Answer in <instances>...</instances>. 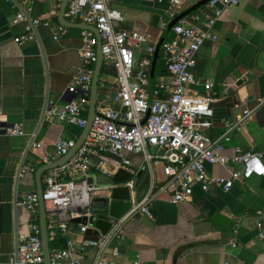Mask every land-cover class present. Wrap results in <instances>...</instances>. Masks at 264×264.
<instances>
[{"label": "crops", "instance_id": "crops-1", "mask_svg": "<svg viewBox=\"0 0 264 264\" xmlns=\"http://www.w3.org/2000/svg\"><path fill=\"white\" fill-rule=\"evenodd\" d=\"M179 1L177 16L203 0ZM62 2L0 0V264H11L19 238L30 233V225L36 220L18 203L27 194L37 192L38 168L62 158L55 153L59 139H76L82 133L76 127L81 133L75 136L71 125L60 122L51 112L71 99L67 88L81 66L83 24L73 20L67 9L68 25L61 22ZM111 6L124 16L121 28L149 38L136 51L137 65L148 56L146 49L150 45L156 51L162 39L164 43L171 38L172 28H167L174 20L170 14L172 0H111ZM205 8L206 5L186 17L202 30L207 29L202 15ZM18 13L27 19L17 21ZM28 17L48 25L38 27L33 40L16 43L14 38L23 32ZM211 32L217 40H208L201 47L193 70L198 80L213 82L216 99L211 127L204 133L222 143V154L227 158L251 151L264 158V0H239L237 6L224 10ZM162 46L153 78L154 56L151 57V82L166 73ZM117 92L116 71L104 62L97 106L122 110L115 101ZM245 111L252 112L251 118L229 132V125L237 123ZM88 113L89 108L87 116ZM15 125L25 133L9 135L7 129ZM227 136L229 141L225 140ZM131 160L137 173L131 195L137 204L153 186L164 184L166 176L162 161L148 165L141 156H131ZM101 161L108 173L98 168ZM118 162L112 156L94 159L93 181L128 182L131 174L118 168ZM25 168L30 169L23 172ZM240 169L237 163L230 169L221 165L207 167L209 175L226 179L231 177V171ZM120 170L128 172L130 178L117 183ZM50 171L43 175V185ZM109 194L103 191L94 199L106 198L110 205ZM262 210V177L237 182L229 192L219 187L205 192L195 185L188 202L173 204L170 194H162L151 205L152 218L141 212L128 218L125 236L116 246L122 260H141L144 264H264V240L258 237L256 227ZM100 233L89 232L87 237L96 238ZM94 259L95 251L90 250L84 264H93Z\"/></svg>", "mask_w": 264, "mask_h": 264}, {"label": "built area", "instance_id": "built-area-1", "mask_svg": "<svg viewBox=\"0 0 264 264\" xmlns=\"http://www.w3.org/2000/svg\"><path fill=\"white\" fill-rule=\"evenodd\" d=\"M238 4L239 0H211L202 10L207 20L206 30L193 26L187 18L172 27L171 38L162 46L166 75L155 82L151 93L150 67L155 47L150 45L146 49L148 56L139 65L136 55L149 38L121 28L124 16L111 6V0H69L68 15L83 25L97 28L100 33L104 62L116 71L118 92L115 101L121 104L122 110L97 106V116L82 147L68 163L44 177L42 199L47 210L51 264H84L85 254L90 250L95 251L93 264H144L141 260H122L116 243L125 236L128 218L140 212L152 218L151 205L157 197L170 194L173 204H181L191 200L195 185H200L205 192L212 187L229 192L237 182L253 176L264 178L262 154L251 151L227 158L222 154V143L204 133V129L211 127L214 116L213 82H202L193 74L201 47L208 40H217L211 32L215 24L224 10ZM179 6V0H172V18L177 16ZM16 19L27 18L18 13ZM28 19L23 32L14 38L16 43L33 40L35 30L48 25L38 18ZM97 47L94 32L82 29L81 66L67 88L71 99L51 111L60 122L81 130L87 124ZM251 116L252 112L245 111L237 123L229 125V132ZM7 133L13 136L25 132L15 125L8 128ZM77 139H59L55 144L56 155H67ZM225 140L229 141L230 136ZM105 156L117 158V167L128 170L131 179L124 184L93 181L94 159ZM131 156H141L148 165L164 162L166 176L164 184L153 186L137 204L133 203L131 195L137 180ZM234 163L241 165V169L231 171V177L227 179L209 175L207 171L209 165L230 169ZM97 166L103 173H108L102 161ZM120 187L129 189L131 209L122 218L107 213V222L111 225L109 231L96 238L87 237L89 232L99 230L90 223L99 214L93 211L95 194L108 191V199L112 201V190ZM18 204L29 210L36 220L30 225V233L19 238L11 264H45L39 222L40 197L37 192H32ZM78 219L80 222L75 223ZM256 227L258 237L264 240L263 210L258 214Z\"/></svg>", "mask_w": 264, "mask_h": 264}, {"label": "water", "instance_id": "water-1", "mask_svg": "<svg viewBox=\"0 0 264 264\" xmlns=\"http://www.w3.org/2000/svg\"><path fill=\"white\" fill-rule=\"evenodd\" d=\"M210 1L211 0H203L199 2L197 5H195L192 9L188 10L187 12L179 14L170 23V25L167 28V31H169L175 24H177L178 21L189 16V14L192 11H196L202 8L203 6L207 5ZM68 2L69 0H63L62 6H61L60 20L64 25H68V22L65 18V13H66ZM81 28L91 30L92 32H94V34L96 35L98 39L97 61L94 67V75H93V82H92V88H91L87 124L82 130V133L79 136L78 140L76 141L75 146L69 151L67 155L63 156L57 162H54L51 164H44L43 166L39 167L36 172L37 193L40 197V223H41V231H42V244H43L45 264H51V261H50V242H49L48 230H47V210H46L45 202L42 199L43 190H44L43 175L45 174V172L49 170L65 165L71 160V158H73L76 155L78 150L82 147L83 143L85 142V139L91 130L93 121L95 117L97 116L98 88L100 85V76H101V71H102L103 64H104V58L102 54V41H101L100 33L97 28L93 26H87V25H81ZM163 41L164 39L161 40L160 44L158 45L153 55L154 59L152 63V72H151L152 78L154 77V70H155V66H156V63L159 57L160 48L163 45ZM128 178H130V174L126 172L125 170H120L116 175L115 181L117 183H120V182L127 180ZM111 197H112V201L110 202V205H108V200L106 198L93 199V201L103 202L105 205V208L104 207L102 208L98 216L92 218L90 221V223L92 225L94 224L96 228H98L103 234H106L111 227L110 223L107 222V216H106L107 213H109L112 217L122 218L126 213L129 212V210L132 207L131 195L127 187H120V188L113 189L111 193ZM74 222L79 223L80 220L79 219L74 220ZM84 222L86 223V220Z\"/></svg>", "mask_w": 264, "mask_h": 264}, {"label": "rangeland", "instance_id": "rangeland-1", "mask_svg": "<svg viewBox=\"0 0 264 264\" xmlns=\"http://www.w3.org/2000/svg\"><path fill=\"white\" fill-rule=\"evenodd\" d=\"M103 207L105 208V205L103 202L93 201V211H98L99 209H101Z\"/></svg>", "mask_w": 264, "mask_h": 264}, {"label": "trees", "instance_id": "trees-1", "mask_svg": "<svg viewBox=\"0 0 264 264\" xmlns=\"http://www.w3.org/2000/svg\"><path fill=\"white\" fill-rule=\"evenodd\" d=\"M164 75H166V73H164ZM154 84H155V82L152 81V82H151V86L153 87ZM70 128L73 130L75 136H76V135H77V136L80 135V133H81V130H80V129H78V128H76L75 126H72V125L70 126ZM51 246H53V243H51Z\"/></svg>", "mask_w": 264, "mask_h": 264}]
</instances>
